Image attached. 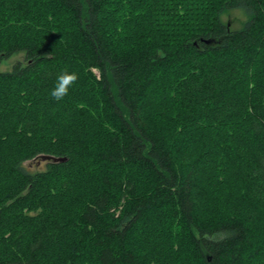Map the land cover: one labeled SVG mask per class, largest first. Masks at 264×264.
Instances as JSON below:
<instances>
[{
    "label": "trees",
    "instance_id": "1",
    "mask_svg": "<svg viewBox=\"0 0 264 264\" xmlns=\"http://www.w3.org/2000/svg\"><path fill=\"white\" fill-rule=\"evenodd\" d=\"M118 1L0 0V65L25 55L0 80L27 86L16 92L17 105L15 94L0 104L3 115L24 110L1 138L15 139L9 150L24 147L0 153V264H159L151 260L156 246L179 237L190 240L200 264H263L264 224L257 231L253 220L264 215V63H256L264 52V0H155L161 33L129 48L104 19ZM239 7L250 17L232 29L221 14ZM65 70L78 74L68 95L80 98L64 97L61 105L51 98L58 109L47 117L29 111ZM250 70L251 92L230 96L228 88ZM163 79L168 92L159 98L154 85ZM151 98L161 102L149 108ZM244 114L240 136L249 145L234 141ZM228 150L245 167L254 208L231 206L241 214L211 222L203 214L201 165L222 163L218 152ZM28 160L45 161V169L33 171ZM216 167L224 175L226 164ZM69 193L71 203L62 206ZM155 213L171 222L170 234Z\"/></svg>",
    "mask_w": 264,
    "mask_h": 264
},
{
    "label": "rangeland",
    "instance_id": "2",
    "mask_svg": "<svg viewBox=\"0 0 264 264\" xmlns=\"http://www.w3.org/2000/svg\"><path fill=\"white\" fill-rule=\"evenodd\" d=\"M144 1L151 2L153 5L146 6ZM154 1L155 0H121L120 2L118 1L116 3V7L118 8L117 10L114 9V6L109 7L105 10L104 19L109 25V27L112 26L111 27L113 31L112 33L114 34L115 38H118L120 40L119 44L127 48L132 47L131 45L133 44L139 45L142 43L144 45L147 42V40L145 39L148 37L150 32H152L154 36L156 37H157L156 33L158 32L161 33L162 29H160L158 32L155 31V29L156 30L158 29V27H155L156 25L155 21L160 16L158 14L157 7ZM119 3H123V4H119ZM207 6H211V5H207ZM139 15L148 16V17H146L147 18L145 19L146 21L140 19V17H136V21H133V23L132 22L130 23L129 19H131L132 16H139ZM221 16H222L223 21H225L226 23H229L232 29L233 28L239 29L243 27L250 17L246 9L242 7L225 10L222 12ZM132 18H135V17H132ZM17 61L25 62V55L23 52L16 53L12 55L10 58L3 60L0 65V72L11 71L13 69L14 64ZM262 62L264 63V52H262L261 55L258 57V60L256 63L257 65H260ZM93 71L95 74L99 76L98 70L93 69ZM249 72H250V75L247 76L249 77L247 80L239 81L240 83L239 86L236 85V86H231L228 88V94L230 96L233 95L234 93L233 96H237L238 98H240L243 95H246V93L251 92V90L253 89V86H252L253 81H255V75L252 77L251 76L252 70H250ZM171 73L172 72L168 71L167 73L164 74V76L165 75L168 76ZM260 76L263 77L264 79V73H262V75ZM160 83H161L160 85L162 86L154 85L156 88L158 87V90L156 89L157 91H155V93L158 94L159 98H161V95L168 92L167 87L169 85L168 83L165 82L164 79ZM26 87L27 86L23 82L19 81L18 79H13V80L8 79L6 81L0 80V104L1 105L7 104V103L9 104L11 100L9 101L10 99L9 98L7 99L8 100L7 101L6 97H10V96L12 97L14 96V94L15 95L17 94L16 92L18 91L20 92L22 89H25ZM242 90H243V93H242ZM83 96H85V98L87 99L91 98V96L89 94L87 95V93H85V95ZM51 98H52L51 95H47L43 98H40L39 101L36 100L32 102V104L28 106L31 109L29 111L31 112L34 111L38 113L39 115L43 113L45 117L49 116L51 112L58 109L55 105H53L54 103L51 101ZM65 98H67L68 101H70L71 99L77 100V98H80L79 92L74 93L73 97L69 94ZM16 100H17V95L12 100L14 102L13 104L15 105H17ZM158 101L159 100H155L151 98L149 101V104H150L149 108L161 102V101L160 102ZM59 104L61 105L60 101H59ZM163 109L164 108H161V109L159 108L157 112L164 111ZM16 111L14 115H7L6 111L4 112L5 115H3V112L2 113L0 112V153H3L1 155L5 157L10 154L19 153L20 150L24 147V146H21V147L16 146V147H13V149L9 150L10 145H12V142H14L15 139L14 141L5 140L7 144L2 142L1 140V138L3 139L5 138V134L8 132V129H7L8 124L15 122V120H18L17 118L18 115L24 112V110H19V109ZM157 112H156V115H157ZM156 115H154L153 117H155ZM244 118H246V114H244L243 116L241 115L239 118H237L236 123H239V124L237 125L238 127H236L235 130H233V133H237L236 136H238V139L235 138L234 141L235 142L242 141L245 144L249 145L250 143H252L251 139L250 138L242 139L243 136L242 137L240 136L241 134L244 135L242 133V130H244V127L242 126V129L239 128ZM223 131L224 130H222V132ZM191 141L194 144L193 152L198 154L199 152L198 150L200 146H197V142L199 141V137H196V138L193 137V140ZM186 143H187V140H185L184 146H186ZM200 149L201 151L203 150L202 148ZM227 152H229V155H227L226 153L218 152L217 156L222 160V163H219V162L217 163L214 160V162L210 161V162H207V164H205L204 162L201 165L202 171L200 174V181H201V186L204 189V198L202 201L203 214L207 218H209L211 222L216 221L223 217L234 215V214L236 215L241 214V213L235 212V210L233 211L231 206L233 207L239 206L243 210L247 209L248 207L254 208V205L253 204L251 205L250 200H247L249 194L247 193L248 191L247 182H246L245 175L243 173V169L245 167L242 168L241 166L236 165V162L238 161L234 156H232V155H235L234 152H230V150H228ZM32 161L33 160L25 161L24 164L30 165L33 171L45 169V166H46L45 161H42L39 164H36L35 162H32ZM223 163L226 164L227 168L223 169L224 175L218 177L219 172H217L218 170H217L216 165L221 166ZM75 179L77 182L84 180L81 177L75 178ZM77 188H78L77 186L74 187L73 192L77 190ZM72 196L73 194L69 193L67 197H64L62 199L64 203H62L61 205L63 206L65 202L67 203V201H69L72 198ZM69 202L71 203V200ZM153 217L158 220L156 223L158 227L161 228L162 233L164 234L171 233L172 231L171 222H167L168 224L164 223L165 216L159 213H155ZM253 221H254L253 222L254 226L257 227V231H260L259 226L261 224H264L263 213L258 211V216ZM157 225H154V226H157ZM181 238L179 237L176 240L170 241L169 243L164 242V245L161 243L158 244L156 246V252L158 253L155 252L154 254H152L151 260L157 261L159 262V264H181V263L186 264L183 261V259L180 258L181 256L185 258L186 260L187 258H189V261L187 262V264H200V262H197V261L195 262V260H193L190 240L186 237H181ZM257 261L260 262V260H257ZM257 261L249 258L247 259L245 264H258Z\"/></svg>",
    "mask_w": 264,
    "mask_h": 264
},
{
    "label": "clouds",
    "instance_id": "3",
    "mask_svg": "<svg viewBox=\"0 0 264 264\" xmlns=\"http://www.w3.org/2000/svg\"><path fill=\"white\" fill-rule=\"evenodd\" d=\"M79 76L75 72L62 71L56 77V82L50 95L55 101H61L68 95L69 88L76 83Z\"/></svg>",
    "mask_w": 264,
    "mask_h": 264
},
{
    "label": "water",
    "instance_id": "4",
    "mask_svg": "<svg viewBox=\"0 0 264 264\" xmlns=\"http://www.w3.org/2000/svg\"><path fill=\"white\" fill-rule=\"evenodd\" d=\"M42 160H52L54 162L66 161L67 157L54 156V155H41Z\"/></svg>",
    "mask_w": 264,
    "mask_h": 264
}]
</instances>
